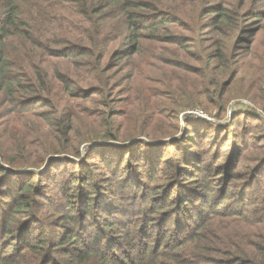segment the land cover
Instances as JSON below:
<instances>
[{
	"label": "trees",
	"instance_id": "1",
	"mask_svg": "<svg viewBox=\"0 0 264 264\" xmlns=\"http://www.w3.org/2000/svg\"><path fill=\"white\" fill-rule=\"evenodd\" d=\"M171 1L0 0V96L7 102H15L20 113L29 111L24 103H36L33 108L41 113L40 124L49 127L43 132L51 141L38 145L48 149L46 155L54 149L52 154L81 159V147L86 143H94L90 148L93 149L108 145V141H124L130 135L126 142L138 137L133 142L137 146L155 144V152L151 150L149 158L157 156L158 147L163 150L165 144L175 142L164 140L179 131L170 121L175 118L171 111L189 106L210 111L209 104L216 99L224 101L223 89L237 72L228 67L226 45L214 44L216 52L208 55L202 68L186 66L187 51L193 50H187L188 44L180 42L167 27L171 22L168 16ZM218 7L220 16L214 18L210 29L234 19L230 15L237 9L234 2L228 5L223 2ZM262 12L249 17H260ZM147 41L152 42L154 50L161 49L164 53L165 49L157 44L176 46L177 52L172 53L178 56L177 60H165L166 65H171V76L177 78L178 72V78L184 80L179 87L188 95L187 105L169 104L157 93L154 84L161 81L158 77L145 80L144 85L135 84L124 100H113L114 92L110 95L109 91L120 58H133L127 64L132 77H142L148 67L158 69L142 55ZM13 58L19 59L20 64L12 62ZM206 78L209 83L203 82ZM205 85L211 90L203 91ZM137 91L144 102L142 96L137 101ZM73 99L92 105L86 103L76 108ZM205 134L208 136L204 139ZM210 135L203 132L197 141H187L188 150L197 151L198 145ZM98 138L101 139L95 140ZM15 142L22 141L17 137ZM27 148L34 155L32 162L23 154V142L22 146L0 148V154L7 155V162L16 169L20 165L38 168L44 163L46 168L60 159L71 162L57 155L45 162L44 151L33 145ZM189 155L186 158L189 161L180 166V179L189 176L185 179L195 190L192 187L186 190L185 184L176 199L166 197L168 192H161L160 187H173L168 194L179 192L178 169L173 167L171 173H166L167 178L172 177L166 185L157 184L152 170H147L155 169L157 164L133 150L115 160L118 166L111 171L120 177L110 184L109 189L113 185L116 188L108 196L103 195L105 199L98 210H94L98 205L95 196L102 184L99 188L98 174L107 177L109 173L105 167L95 172L78 171L66 191L80 194L85 190L87 212L65 209L59 213L58 217L70 226L54 241H47L44 234V237L36 234V227L32 228L39 223L40 200L35 198L36 188L41 184L37 181L39 174L36 180L20 183L15 188L17 193L5 194L9 200H3L2 179L18 171L0 165V175L7 170L0 176V264H264V208L248 212L246 207L257 204L248 197L236 198L235 204H228L216 184L204 185L201 181L212 172L211 168L203 167L197 155L191 160ZM251 162L255 164L254 159ZM213 164H218V160ZM129 165L137 167V173L144 169L147 175L140 177L136 173L135 177L133 170L124 171ZM203 186L207 190L201 192ZM117 189H121L122 196L115 194ZM161 193L165 199H160ZM174 205L177 209L171 210L169 207ZM101 210L102 218L95 221ZM86 216L90 218L85 219Z\"/></svg>",
	"mask_w": 264,
	"mask_h": 264
},
{
	"label": "rangeland",
	"instance_id": "2",
	"mask_svg": "<svg viewBox=\"0 0 264 264\" xmlns=\"http://www.w3.org/2000/svg\"><path fill=\"white\" fill-rule=\"evenodd\" d=\"M223 2L227 5L233 2L236 4L237 9L230 14L234 19L232 21L227 20L223 22L224 25L210 29L209 27L214 23V18L220 16V7L218 6H221ZM260 11H263L260 17H249V15L255 16ZM168 16L171 22L167 27L170 28L172 35L179 37L180 42L188 44L189 48L187 47V50H193L187 51L189 63L186 66L192 65L202 68L208 55L212 51L213 53L216 52L214 44L224 42L228 55V67L231 66L233 69H237V72L228 86L223 89L224 101L216 99L213 104L208 105L210 111L203 109L201 106H189L184 109L177 108V112L176 110L170 112L172 116L177 118L170 121L172 124L177 125L179 131L175 136L164 140L175 142L165 144L163 148L166 149L163 150L158 147L160 150L157 156L152 155L149 158L151 150L154 151L155 144H139L137 146L133 142L138 137L126 142L129 139L128 137H131L129 135L123 138L124 141H108V145L93 149L90 148L94 143H86L81 147V159L68 154H52L54 149H51L52 152H49L47 157L46 151L48 149H42L38 145L51 141V138H48L43 132L49 127L40 124L42 122L41 113L33 108L36 103L34 101L24 103L29 111L20 113L15 102H7L0 96V148L10 149L19 145L22 146L23 142V145H25L23 154L28 160H31L30 162L35 159L34 155L32 157L28 152L27 146L29 145H33V148L38 151L45 152V162L53 155L61 158L65 157L72 162L60 159L49 164L46 168L44 163L38 168L20 165V168L16 169L12 168L9 165L10 163L7 162V155L3 157L0 154V165L6 169L18 171L16 174L2 179L4 187L1 190V198L3 200H9V197H4L5 194L10 192L16 194L15 188L20 183L36 180L37 174H39L37 181L41 184L37 186V194L35 195V198L40 200L38 208L39 223L34 224L32 228L36 227V234L39 232L41 237L45 235L47 241H54L58 238V234H61L64 230L66 232L70 226V223H66L62 220V217H58L59 213H62L65 209H78L83 214L87 212V192L84 190L80 194H76L74 191L72 193L66 191V187L73 180V176L78 171L95 172L105 167V171L107 170L109 175L103 177V173L98 174L99 181L97 184L99 188L100 183H102L101 189L97 191L95 196L98 205L94 206V210H98L97 208L101 206L103 199H105L103 195L108 196L110 190L116 188V185L115 188L113 185L109 189L110 184H114L120 177L118 173L115 174L114 171H111L113 167L117 168L118 166L114 163L115 160L120 156H125L129 150H133L136 154L142 155V158H149V161L157 164L154 166L155 169H147L152 170V177L157 179V184L163 183L166 185L172 178H167L166 173H171L173 167L178 169L179 175L176 183L179 182V192L174 191L168 194L173 187H160L161 192H168L165 193L166 197L176 199L177 193L182 192L185 184L187 185L186 190L193 188L185 179L189 176L186 175L185 178L180 179L182 170L180 166L189 161L186 158L190 154L189 159H195L193 156L197 155L203 167L207 165L211 168L212 172H209L206 178L201 179V181L204 185L206 182L216 184L219 187L218 190H222L221 194L225 195V201L228 204H235L236 198L244 200L243 198L248 197L257 203L253 207H246L248 212L252 213L264 208L263 203L261 204L262 201L264 202V0H255L252 3L247 0H172ZM247 30L250 32L244 35L243 32ZM146 46L142 51V55L146 56L145 61H151L154 66H158V69L148 67L142 77H132V73L127 69V64L133 58H120L119 68L116 69L118 73H116L112 88L109 91L111 92L110 95L114 92L113 100H124L135 84L144 85L145 80L158 77L161 78V81L154 84L157 93L162 94L169 104L177 102L176 104L187 105L188 95L183 94L182 87H179L181 86L180 83H184V80L181 77L178 78V72L177 78L171 76V65H166L165 60H177L178 56L172 53L177 52L176 46L170 43L157 44V46H162L166 53L162 52L161 49L154 50L150 41H147ZM178 52L180 53V51ZM11 61L16 62L17 65L20 64L17 58H13ZM192 80L193 76L190 78V81ZM203 82L209 83V80L206 78ZM206 90H211L209 85L203 87V91ZM139 96L142 95L137 91V101ZM142 101H145L143 96ZM86 103L92 105L89 101L72 100V104L76 108L78 105L82 106ZM116 104L119 105L120 103ZM221 104H224V107L220 106ZM99 108L103 107L100 106ZM203 132H210L211 135L202 145H198L199 149L197 151L196 148L189 151L186 142L197 141L198 136ZM207 136L205 134L203 138L205 139ZM17 137L22 141L21 143L15 142ZM141 138L147 140L145 137ZM192 145L190 146L192 147ZM138 147L143 148L142 151ZM253 159L255 164L251 162ZM216 160H218V164H213ZM258 160L260 162L256 165ZM127 161L129 162V159ZM127 168L130 171L133 170L134 176L138 177L136 176L137 167L133 166L131 168L129 165L125 167L124 171ZM6 171L4 170L2 175ZM139 172L137 174L140 177L147 175L144 169ZM247 187L249 188L247 189ZM193 189L195 190V188ZM120 190L117 189L115 194L121 195ZM200 190L204 192L207 189L203 186ZM254 190L258 192L254 193ZM164 196V193H161L160 199H165ZM169 208L171 210L177 209L176 205ZM102 216L101 210L94 220H99ZM88 218L90 216L85 217V219ZM8 252L10 255H14V251L9 250ZM56 254L54 253V256H57Z\"/></svg>",
	"mask_w": 264,
	"mask_h": 264
},
{
	"label": "water",
	"instance_id": "3",
	"mask_svg": "<svg viewBox=\"0 0 264 264\" xmlns=\"http://www.w3.org/2000/svg\"><path fill=\"white\" fill-rule=\"evenodd\" d=\"M93 145V144H92Z\"/></svg>",
	"mask_w": 264,
	"mask_h": 264
}]
</instances>
